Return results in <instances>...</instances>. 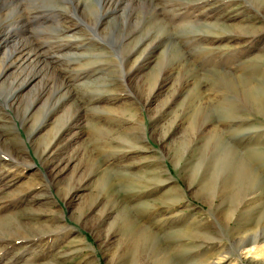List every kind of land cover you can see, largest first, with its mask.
<instances>
[{
    "label": "rangeland",
    "instance_id": "obj_1",
    "mask_svg": "<svg viewBox=\"0 0 264 264\" xmlns=\"http://www.w3.org/2000/svg\"><path fill=\"white\" fill-rule=\"evenodd\" d=\"M259 227L264 0H0V264H264Z\"/></svg>",
    "mask_w": 264,
    "mask_h": 264
},
{
    "label": "bare ground",
    "instance_id": "obj_2",
    "mask_svg": "<svg viewBox=\"0 0 264 264\" xmlns=\"http://www.w3.org/2000/svg\"><path fill=\"white\" fill-rule=\"evenodd\" d=\"M1 36H2V34H1ZM1 42H2V40H1ZM11 103V102H10ZM9 103V104H10ZM9 106V105H8ZM11 108H13L14 109V107H12V105H11ZM38 131V130H37ZM29 140H30V138H29ZM15 159V158H14ZM170 178V180H174L175 181V178L174 177H169ZM66 199V198H65ZM67 199H69V196L67 197ZM76 232V231H75ZM262 237V239H264L263 237H264V230H263V228L262 227H259V228H257L253 233H247V235H245L244 237H242V238H239L238 240L236 239V240H234V241H237V243H238V248H239V250H241L242 248H244V247H249V248H253L254 246H255V244H257V242L260 240V238ZM81 239V241L82 242H86V239H85V237H82V238H80ZM234 241H232V242H234ZM261 241V240H260ZM264 241V240H263ZM233 244V243H232ZM256 247V246H255ZM235 250V249H234ZM237 252V251H236ZM213 263H215L216 264V262H213Z\"/></svg>",
    "mask_w": 264,
    "mask_h": 264
}]
</instances>
